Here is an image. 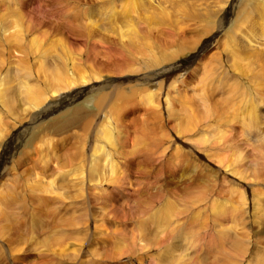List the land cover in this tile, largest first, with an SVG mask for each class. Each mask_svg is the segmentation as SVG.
<instances>
[{"label":"rangeland","instance_id":"obj_1","mask_svg":"<svg viewBox=\"0 0 264 264\" xmlns=\"http://www.w3.org/2000/svg\"><path fill=\"white\" fill-rule=\"evenodd\" d=\"M138 1L141 2V4L140 2L137 3V8L141 13L147 7L148 0ZM261 2L264 4V0H261ZM100 5L102 6V1L99 0H0V19L3 17L1 16L2 14L4 16H9V11L12 9L15 10L16 8L20 14H23L20 17L21 20L24 21V25H27V23L30 25L32 22L33 24H37V22L43 20L44 27L42 26L41 28L49 32L47 35L41 37L40 45L43 46V49L48 48V50L52 51L56 49L55 52L63 51L58 44L60 43V39L65 37L61 40L70 48L71 52H79L80 50L79 53L84 54V52L90 50L92 53L88 55V59L86 58L85 65H90L93 69L101 67L100 75L108 77L110 80H114V82L119 80L123 81L126 77H136L142 74L139 67L135 70H124L126 69L124 66L128 61V57L123 48H120V39L116 36L110 35L112 38L107 36L109 37V39H107L108 42L113 39L114 41H112L115 45L112 41L105 43V41H107L106 38H102L101 40V36L98 37V35L96 36L100 42L94 35H92V37H86L88 32L82 30L84 28V23L88 15L92 20H101V16L100 14L98 15L97 12L99 11ZM262 6L264 5H261V3L259 4L258 0H237L234 5H232V0L166 1L165 8L167 9V15L157 16V18L161 19H157V22L154 24L156 30L154 29L151 32V38L144 40L145 48L157 44L159 47L156 49L159 50L160 48L161 50H159V52H161L165 50L166 47L170 48L171 46L183 45L190 47L191 44L197 46L205 36H208V34L205 35L202 31L199 32V30H202L203 26L207 28V24L201 23L200 25V22L198 23L195 21L196 19H182L180 17V12L182 10L190 12L191 9L194 8L202 18L207 15L209 16L212 22L209 23L208 26V28L210 27L211 29L210 31L218 29V21L220 29L217 32L218 35L216 34L214 36L215 38L202 52H200L194 59V62L190 64L186 70H183L182 76L179 77L177 81L172 82L170 78L167 80L168 84L171 82L170 85H172L173 88L175 86L174 89H171L168 88L167 83L165 84L168 88V94L170 95V111H172L171 109L173 108L175 109L169 112L171 115L173 114L172 117L166 115L163 111H161V114L160 112L157 113L155 110L150 112L148 106L140 105V103L136 101L137 104L134 103L133 106L137 108L132 107L131 109V107L127 105V108L125 107L127 111L119 113L120 116H118L119 118L117 121L119 128H117L121 129L119 130L121 132L120 135L124 133V142H127L122 143V145H124V147L122 146L123 149L118 150L121 152V155L119 154L117 156H120L122 161H125V164L121 163L124 178L121 179L122 185H117L121 190L119 189L115 191L116 193L114 192L115 198H117L115 202L111 204L107 202V204H104L100 202L102 200L97 199L99 202L97 200H91L92 202L89 201L88 206L75 198L71 191H67V195L73 197V199L70 200L64 196H62L63 198L61 196H56L54 198L52 194H47L43 190V186L46 185L47 179L52 176L55 177V184L57 183L55 189L58 183L63 185L64 181L57 175V171H55L57 170L56 167L69 169L71 167V161L69 159H72V156L74 157V154L77 152L85 155L87 146V142H85L86 139L84 140L85 136L82 132L84 130L82 128L68 126L63 130L55 131L49 123L62 119L69 114L72 108L78 106H82V113L86 112L88 116L93 115L90 108L91 104L87 101L90 99L91 93L81 94L71 103H65L51 114L36 119L35 122L33 121L23 133L25 136L22 135L15 139L16 145H14L13 149L6 157L5 162L0 165V197L3 196L0 198V209L2 208L0 210V264H111L115 263L119 258L122 259L124 257L122 255H129L131 250H134V253H141L143 251H139L140 247L138 246V242L137 245L134 242L129 244L130 240L127 242L130 247H127L129 245L124 243L125 246L117 249L118 251H114V247L111 246L112 244L114 245L117 235L122 236L124 233H129L128 235L122 236L124 237L134 233L135 238L136 233L139 231V227H136V224L137 226L140 225L138 221H140L141 224L144 222L148 223L151 228L146 227L149 234L150 232L154 233L152 228L153 225L156 224L152 221L151 213L154 209H158L157 207L161 209V205L163 204L165 206H173L172 208L170 207V213L172 212L171 215L174 214L177 219L184 220L185 217H190V215L193 216L192 213L194 210L195 212L199 209L202 210V205L204 206L206 204V202H201L199 200L200 197H197L204 193L205 187L203 186H210L206 187V192L212 195L213 198L220 201L228 200L222 195L226 196L225 194H227V196L230 197L229 190L230 187H233L235 182L233 177H230L220 170V168L223 167L221 163L224 162L239 164L238 166L244 168L246 172L241 171L242 174L251 179L245 180V182L248 183H246L248 187L247 185H245V187L251 188V192L257 194V197L264 196V147L260 146V144H256L262 139L255 133L256 127L264 128V102L257 104L253 99V95H255L254 92L264 87V80H260L258 78L259 73L257 74V71L259 72L261 68L262 60L264 59V7ZM229 9H233V11L228 15L229 12H226ZM139 12L136 15H138ZM226 15L229 17H225ZM22 17L24 18L22 19ZM118 19L119 18H117V20ZM176 19L178 20L176 23H179L178 25L181 27L179 31L175 23ZM10 21L11 20H7L6 25L10 24ZM54 23L55 31L52 29L54 28ZM168 23H172V25ZM101 25L103 24L101 23ZM135 25L139 28L145 26L136 21ZM32 34L37 37L39 36L37 32ZM127 36H129V34H126V36L122 38L124 42ZM7 38L11 40L9 35ZM88 38L92 41L91 43H89L90 40ZM140 41L143 42V40ZM116 44L118 45L117 48ZM84 46H87L88 49ZM5 48L3 52L0 53V63L2 62L3 64H0L1 74H6L7 72L8 74H13L17 70L21 73L22 70L19 68L20 66L31 65L30 57L33 55L30 49H25L27 52L24 50L23 53H20L19 50L17 54L13 53L12 48L9 51H6ZM98 51H100V53H98ZM140 51L144 50L141 49ZM34 52L37 54L38 51L35 50ZM232 52L236 53V56L240 55L242 58H248L253 55H258L260 58H249V61H241V63L247 64L248 68L251 69V71H247V74H244L243 77L235 66V61H233L235 58ZM93 55L94 57L96 56L94 60L92 59ZM98 55H102L103 57H99ZM106 56L107 58L108 56L111 57L107 59ZM102 58L104 60H102ZM26 59L29 62L25 61ZM97 59L100 62L102 61L101 63H104L99 64ZM20 60L24 62H20ZM108 61H110L111 64L110 62L108 63ZM113 61L114 64H112ZM73 64L74 66L81 65L80 61L76 58H73ZM4 65L7 68L3 67ZM241 68L246 71L245 66ZM41 70H43V73H45L47 77L52 73L50 69H45L44 67H42ZM254 72H256V74H253ZM17 76H19V78L21 77L19 73ZM14 78L15 82L13 84H18L16 75H14ZM41 78L42 75L39 76V81ZM101 79L102 77L96 79V81L100 82ZM126 84L127 82L124 85ZM67 89L68 88L64 87L58 92V95H55L56 100L59 95L62 97L65 93H68ZM199 89L203 92H200ZM15 90L17 91V88H15ZM22 96L23 93L21 96L19 95V97ZM13 100L14 102L10 107L11 112H5L8 116L5 115V113L0 116L2 117L0 124L3 126V134L0 138V153L4 145H6L13 134H15L16 128H18L20 124L26 123V121L29 120L30 114L34 113V111L36 112V110H30L28 112H20L21 115L18 113L22 118V120L19 121L17 117L14 118L15 115L13 113L15 109L17 112L20 110V103L22 102H16L15 97H13ZM183 100H185V103ZM203 100L207 103L209 112L212 113L210 117L206 119H203L205 109L201 103ZM50 101L51 100H47L44 102L46 104ZM181 101L183 103H181ZM180 105L187 107H182L186 110H182V108L179 107ZM11 113L13 115H10ZM193 113L197 116V119L200 118V122L214 120L215 124L220 125L217 127L218 125L216 126L213 124L211 126L212 128H209L210 135L208 136L210 139H214L216 136H222L221 141H215V143H218L217 145L222 142L227 143L226 147L228 150L220 151L218 155L219 164L217 166L212 165V163L208 161H204L201 154L203 153L201 146H197L192 137L193 135L188 132L186 133L183 129L186 118ZM94 116H90L92 119L89 123V129L93 128V132L99 127L98 124L101 121H98L96 119L97 116ZM90 118L87 117L86 119L90 120ZM86 119L81 122V125H83ZM121 120H123V122H121ZM209 124H211V122H209ZM175 125H177V127H175ZM181 126L183 128H181ZM57 127H55V129H57ZM39 129L40 131H38ZM178 130H181V135L178 133ZM222 132H224V134H221ZM90 133H92L91 130L87 131L85 133L86 137H88ZM44 135L46 138H52L49 147L51 151L49 149L45 150L44 147L41 148L44 150L39 151L40 149L37 148L42 139L40 137ZM31 137L32 140H30ZM178 137L179 139H176ZM180 140L185 142L182 144ZM254 141L257 147L252 149L250 145L253 146ZM132 143H136L135 148L137 151L133 152L135 155L129 154L128 152L122 153V150H129ZM171 148H174V150ZM194 149L199 150V156L194 155ZM43 151H48V153H50L48 154L49 158L43 157ZM131 155L134 157L132 158ZM41 159L43 161L50 159L48 160L50 162H47L48 164L46 166L44 165L45 167L42 168L43 164L41 163ZM210 159L212 161V158ZM126 160L129 161L127 162ZM171 160H173V162ZM35 172H39L43 178L35 175ZM252 174H259V176L255 178ZM213 175H215V177ZM65 182L68 183L66 180ZM160 184L162 185L161 187ZM109 190L112 189L110 188ZM219 190L221 191L220 194H218ZM70 192L71 194H69ZM249 195V190L245 188V199L247 201ZM177 196L180 198H177ZM168 198L172 200L170 203V199ZM67 199H69V201ZM174 202L177 204H174ZM101 204L106 205L104 210L103 208H99ZM208 211L209 209H206L205 212L203 210L196 218L190 217L188 224L190 223V232H195L193 235L195 244H187L186 242L181 248L176 250L178 253L181 250L184 251L185 258L193 262L195 257H197V263L195 262V264H212L211 261L213 260L212 257L215 255V250L224 248L225 251H229V245H233V242L237 243V236L239 235L238 239L243 238L240 239L242 242L240 245H244L243 252L242 254L231 253V255L227 257L230 258L229 262L233 264H254L255 262V264H264V215L262 212L259 214L256 209H251V214L249 211L244 214L245 217L242 222L240 218H235L234 221H231L230 214L227 215L228 217L217 215L216 218ZM176 212L179 213L178 217H176L178 214ZM189 212L192 213L190 214ZM103 213L106 220L101 221V219L104 218L102 217ZM77 215L81 216V220L76 219V217L78 218ZM163 215H165V213H163ZM84 216H86V221L84 220ZM113 216L116 217L113 219ZM174 216H172L171 219L174 218ZM113 220L115 222H113ZM102 222V229H100L101 226L98 227V229L93 228L94 223L101 224ZM228 222L231 223L229 224ZM219 225L223 226L220 227ZM133 226L136 228L135 232L131 231ZM144 230L146 231V229H143L142 232L148 235V232L146 231V234ZM158 234L160 233L158 232L156 236L155 233L156 238L161 236V234ZM232 234L235 235V237L232 236ZM25 235H27L28 238ZM151 235H153V238ZM149 236L151 238H146L144 240L155 244L154 234H150ZM81 237L84 239L79 241ZM127 238L129 237H125V239ZM132 243L134 246L131 247ZM175 243H177V245H182L181 240H175ZM128 248H130L129 252ZM121 252L123 253L119 254ZM135 255L136 254L132 256L134 257ZM127 256L125 255V260ZM129 259L132 260L134 258ZM202 260L203 263H200ZM149 261L151 260L148 256L147 261L143 264H153Z\"/></svg>","mask_w":264,"mask_h":264},{"label":"bare ground","instance_id":"obj_2","mask_svg":"<svg viewBox=\"0 0 264 264\" xmlns=\"http://www.w3.org/2000/svg\"><path fill=\"white\" fill-rule=\"evenodd\" d=\"M99 1H102V6L101 5L99 6V11H97V12H98V15L100 14L101 20L100 19H99V21L92 20V18L89 17V15H88V18L86 19V21L84 23V28L82 29L83 31L88 32L86 37H90V36L92 37V35H94V36L98 35V37L101 36V40H102V38H106V40H107L112 35L116 36L117 38L120 39L119 40L120 41V43H119L120 48L121 49L123 48V50L125 51V54L127 53V57H128V61L126 62L125 66H124L126 69H124V70L130 71V69L135 70L137 67H139L140 72L142 71V74L137 75L136 77H131V76L126 77L125 80H123V81L119 80L117 82H114V80H110L108 77H104V76L100 75V73H101L100 68L101 67L98 69H93L90 65L89 66L85 65L86 58L88 57V55H90V53H92V52H90V50H87L86 52H84V54L79 53L80 50H79V52H75V51L71 52L70 48L64 43L63 40H61L62 38H65V37H62L60 39V43L58 44V45H60V47L63 49L64 52L63 51L55 52L56 49L53 51L48 50V48L43 49V46L40 45L41 44V37L45 36L49 33L46 31V29L44 30L41 28L44 25V22H42L43 20L41 22H37V24H33V22H32L30 25L28 23H27V25H24L23 24L24 21H22L21 17H20L23 14H20V12H18V10H16V8H15V10L9 9L10 11H12V12L9 11V16L7 14H6L7 16H4L2 14L1 16H3V17L0 19V47H1L0 53L3 52V50L6 46V48H5L6 51H9L12 48L13 53H17L19 50H20L19 51L20 53L21 52L23 53V51L25 49H30L32 52V55H33L30 57L31 65L30 64L29 65H22L19 67L22 70L21 73L19 72V70L15 71L14 72L15 74L13 73L17 77L16 81L18 84H13L15 82V78H14L13 74H8V72L6 74H1V72H0V116L2 114H4L6 111L9 113L11 112L10 107L12 106V103L14 102L13 97H15L16 102H19V103L22 102V103H20V110L17 112V111H15L16 110L15 109L14 113H13L15 115L14 118L17 117L19 119V121L22 120V118L19 116L18 113L28 112L30 110L31 111L36 110V112L34 111V113L30 114L29 120L26 121V123L20 124V126L18 128H16L17 130H16L15 134H13L12 138L8 141V143L6 145H4V147L0 153V165L5 162L6 157L8 156L10 151L13 149L14 145H16L15 139L19 136L24 135L23 133L26 131L28 126L32 124L33 121L35 122L36 119H39V118H42V117H45V116L51 114L52 112H54L56 109H58L60 106H62L65 103H71L72 101L77 99L81 94L91 93L92 95H91L90 99L87 101L91 104L90 108H91V113L93 115L88 116V114L86 112L82 113V110H81L82 106H80V107L78 106V107L72 108L71 111L69 112V114L66 115L65 117H63L62 119L56 120L53 123L51 121L49 123V124H51L52 128L55 131L56 130L57 131L63 130L65 128H67L68 126L82 128L84 130V131L81 130L83 132V135L85 136L84 140L86 139L85 142H87V144H86L87 146L85 149V152H86L85 155H83L82 153H78L76 151L77 153L74 154V157L72 156V159H69L71 161L70 162L71 167L70 168L68 167L69 169L56 167L57 170H55V171H57V175L59 177H61V180L64 181L63 185L58 183V185L55 189V186L57 183L55 184V181H54L55 177H53V176L47 179L46 185L43 186L41 184L44 187V188L42 187L43 190L47 194H52L54 196V198L56 196H61V197L64 196V197L69 198L71 200V199H73V197H71V195L70 196L67 195V191H71V192H73L72 195L75 198L79 199L81 202H83L84 204H86L88 206H89V204H88L89 201L97 200V199L102 200L100 202H103L104 204L105 203L107 204V202L109 204H111V203L115 202V199L117 200V198H115L116 196H115L114 192L116 190H119V189L121 190V188L117 187V185H122L121 179L124 178V173H122L123 172L122 164H125V161H122L121 157L117 156V155H119V154L121 155V152L118 150L123 149L124 145H122V143H126L127 141L124 142L125 135H124V133L120 135L121 132L119 130H121V129H118L119 127L117 125V121L119 118L118 116H120L119 113L127 111L126 110L127 105H129L128 107H131V109H132V107L137 108V107L133 106L134 103L135 104L140 103V105L148 106V109L150 112L155 110L157 113L160 112V114H161V111H163L164 113H166V115L172 117L173 114L171 115L169 112H172L174 108L171 109L172 111H170L171 101H170V95L168 94V88L174 89L175 86L173 88V86L170 85L171 82H170V84H168L167 80L170 78V81H172V82L177 81L178 78L182 76L183 70H186V68L194 62V59L200 54V52H202L211 43V41L215 38L214 36L216 34L218 35L217 32L220 29V24L218 21V29L215 28L216 29L215 31H210L211 29H210V27L208 28V26H209V23H212L211 19L209 18L208 15L206 17L202 18L200 16V14L196 11V9L192 8L191 11L188 10L190 12H187V10L186 11L182 10L180 12V17L182 19L183 18L189 19V20L190 19H196L195 21L198 23L200 22V25H201V23L207 24V28H204V26H203L202 30H199V32L202 31L205 35L208 34V36L207 37L205 36V38L197 46H195V44H191L190 47L183 46V45L171 46L170 48L166 47L165 50L159 52V50H161V49L160 48H159V50L156 49L157 47H159L157 44H154L153 46L145 48L144 40L147 38H151V36H152L151 32L154 29L156 30V26L154 24L157 22V19H161V18H157V16L167 15V9L165 8L167 0H163V1L162 0H148L147 7L141 13L139 12V10L137 8L138 7L137 3L140 2L138 0H99ZM236 1L237 0H232V5H234L236 3ZM258 2H259V4L261 3V5H264V4H262L261 0H258ZM99 3H101V2H99ZM150 3H152V4H150ZM140 4H141V2H140ZM262 7H264V6H262ZM5 8H8V7H5ZM232 11H233V9H229L226 13L229 12L228 13V15H229L232 13ZM138 12L140 15L139 14L136 15ZM6 13H8V12H6ZM134 13H135V16H134ZM178 13H179V11H178ZM24 15H26V14H24ZM228 15H226L225 17H229ZM24 17H22V19ZM117 18H119V19L117 20ZM213 19H214V17H213ZM7 20H11L10 24H8V25H6ZM26 21H28V20H26ZM135 21L140 22L145 26L139 28V27H137V25H135ZM220 21H223V20H220ZM104 22H105V24H104ZM176 22H178L177 19L175 20V23ZM101 23L103 25H101ZM168 24L172 25V23H168ZM176 24H177V30L179 31L181 29V27H180V25H178L179 23H176ZM53 27L54 28H52V29L55 31V23L53 24ZM57 27H59V26H57ZM205 29H207V30H205ZM178 31H177V33H178ZM34 32H37L39 34V36L38 37L36 35L34 36L32 34ZM126 34H129V36L126 37V41L124 42L122 40V38L125 37ZM155 34H156V31H155ZM8 35H9L11 40H8V38H7ZM26 35H27V39H26ZM107 36H109V37H107ZM98 37L96 38L97 40H98ZM112 40H110V41H112ZM140 40H143V42ZM153 40H154V38H153ZM98 41L100 42V40H98ZM113 41H112V43H113ZM116 41H117V39H116ZM9 42H11V43H9ZM91 42L92 41L90 40L89 43H91ZM106 42H108V40L105 41V43ZM11 44H13V45H11ZM113 44L115 45V43H113ZM178 44H180V43H178ZM84 45H86V44H84ZM94 45H96V44H94ZM87 46H89V45H87ZM87 46L86 47L84 46V47L87 48ZM117 47H118V45L116 44V48ZM136 47H138V48H136ZM1 49H2V51H1ZM141 49H143L144 51H140ZM35 50L38 51L37 54H35V52H34ZM31 52H30V54H31ZM95 52H96V50H95ZM98 53H100V51H98ZM100 56L103 57L102 55H100ZM95 57L93 55L92 59L94 60ZM109 57H111V56H108V58ZM233 57L235 58V59H233V61H235V66H236V68H238L240 75H243V77H244V74H247V71H251V69L248 68L247 64L241 63V61H243V60L249 61V58H260V56H258V55L249 56L248 58H246V57L242 58L240 55L236 56V53H233ZM73 58H76L78 61H80V64L83 66H81V65L74 66ZM106 58H107V56H106ZM23 60H24V58H23ZM23 60H20V62H22ZM102 60H104V59L102 58ZM238 60H239V62H238ZM25 61H27V59ZM105 61H106V59H105ZM111 61H112V59H111ZM27 62H29V61H27ZM101 62L99 61V64L104 63V62L103 63H101ZM109 62L110 61H108V63ZM0 64H2V62ZM110 64H111V62H110ZM112 64H114V61L112 62ZM5 65L3 67H5ZM99 66H101V65H99ZM242 66H245L246 71H244L241 68ZM42 67H44L45 69L51 70L52 73L50 74L49 77H47V75L45 73H43V70H41ZM5 68H7V67H5ZM5 71H6V69H5ZM107 71H110V70H107ZM18 73L21 75L20 78H19V76H17ZM253 74H256V72H254ZM257 74L259 75L258 78L260 80H264V59L262 60L261 68L259 69V72L257 71ZM41 75H42V78L39 81V76H41ZM101 77H102V79L100 80V82L96 81V79L101 78ZM217 81H220V80H217ZM126 82H127V84L124 85ZM166 83L168 84V88L165 85ZM64 87L68 88L67 89L68 93H65V95L63 94L64 96H62V97L59 95V97L56 100L55 95H58V92H60ZM15 88H17V91L15 90ZM201 89H199L200 92H203V91H201ZM22 93H23V96L19 97V95L21 96ZM254 94L255 95H253V99L256 101L257 104H259L260 102H264V87H261V90H256L254 92ZM198 95H199V93H198ZM200 95H202V94H200ZM196 98H197V96H196ZM47 100L48 101L51 100V101L47 102L45 104L44 101H47ZM200 100H202V99H200ZM161 101H162V103H161ZM184 101L185 100H183V102ZM183 102L181 101V103H183ZM201 103H202L203 107L205 108L203 119H206L207 117H210V115L212 113L209 112L208 105L204 100ZM182 105H184V104H182ZM179 107L184 108L185 106L180 105ZM183 108H182V110H186ZM185 108H187V107H185ZM182 110H180V111H182ZM21 113H20V115H21ZM126 113H129V112H126ZM184 113H185V111H184ZM13 114L11 113L10 115H13ZM5 115H7V114L5 113ZM94 115L97 116L96 119L98 121L99 120H101V121L98 124L99 127L96 128V130L93 132L92 131L93 128L89 129L90 128L89 123L91 122V119ZM124 115H125V113H124ZM90 116H92V117L90 118ZM96 116H94V117H96ZM150 116H152V115H150ZM87 117L90 118V120H87L86 119ZM148 117H149V115H148ZM175 117H176V115H175ZM154 118H155V116H154ZM160 118H161V115H160ZM85 119H86V121L83 123V125H81V122ZM174 119H176V118H174ZM1 120H2V117H0V121ZM228 120H229V118H228ZM121 122H123V120H121ZM209 122H211V124H209ZM214 122H215L214 120H210V121H206V122H200V118L197 119V116L193 113L192 115H190L186 118V120L184 122L185 125L183 124L184 128L182 126H181V128H183L186 131V133L187 132L191 133L193 135V136L192 135L191 136L194 138V142H196L197 146H201V150L203 152L201 154H202V158L204 159V161H206V162L208 161L209 163H212V165L217 166L219 164L218 155L220 154V151L228 150V148L226 147L227 146L226 142H222L219 145H217L218 143H215V141H221L222 136H216L214 139L208 138V136L210 135L209 134V131H210L209 128L213 124L216 126L218 125V124H215ZM95 123H96V121H95ZM36 124H38V123H36ZM121 124H123V123H121ZM175 124H177V123H175ZM180 124H181V122H180ZM177 125H179V124H177ZM177 125H175V127H177ZM219 126L220 125H218L217 127H219ZM55 127H57V129H55ZM246 127H247V124H246ZM78 128H77V130H78ZM40 129L38 131H40ZM88 129L91 130L92 133L88 134V137H86L85 133L87 131H89ZM29 130H31V129H29ZM55 131H54V133H55ZM2 132H3V126L0 124V138L2 137V134H3ZM175 132H173V133H175ZM180 132H181V130L180 131L178 130L179 134H180ZM255 133H257L260 136V138L262 139L260 142H258L256 144H260V146L264 147V128L256 127ZM221 134H224V132H222ZM245 136H247V135H245ZM40 138H42V139L40 141L39 146H37V148L40 149L39 151L44 150V149H41L43 147L45 148V150L49 149V147L51 145L50 140H52V138L51 139L46 138L45 135L43 137L41 136ZM20 139H22V138H20ZM176 139H179V137ZM30 140H32V137ZM141 142H143V141H141ZM180 142L183 144L185 141L180 140ZM174 144H176V143H174ZM135 146H136V143H132L131 148L127 151L122 150V153L128 152L129 154L135 155V154H133V152L137 151ZM228 146H229V144H228ZM250 146L252 149L257 147V145H255V141H254L253 146L252 145H250ZM172 147H173V145H172ZM80 148H82V147H80ZM174 148H171V149L174 150ZM157 149H159V148H157ZM166 149H169V148H166ZM49 150L51 151V149H49ZM48 151H45V152L43 151L44 152V155H43L44 158L45 157L49 158L48 154H50V153H48ZM161 152H164V151H161ZM262 152H263V150H262ZM198 154H200L199 150L194 149V155L199 156ZM132 155H131V157L133 158L134 156H132ZM123 156L126 157L125 155H123ZM210 158H212V161ZM48 160H50V159H46L44 161L41 159L42 162L39 161L43 164L42 168L48 164L47 162H50ZM171 161L173 162V160H171ZM191 162H193V161H191ZM177 164H179V163H177ZM221 164L223 167L220 168V170H222V172L226 173L230 177H233L234 182H235L233 184V187H230V190H229L230 197L227 196V194H225L226 196H224V195H222V196L227 198L228 200H223V201L217 200L216 198H213L212 195H210L209 193L206 192V190H207L206 187H210V186H208V185L203 186V187H205L204 193H202L201 195H198L197 197H200L199 200L201 202H206V204L204 206L202 205V208H201L202 210L199 209L196 212H195V210L194 211L192 210L193 213L189 212L190 214L191 213L193 214V216H191L189 214L190 217L196 218L203 210L205 212L206 209H209V211L213 214L214 217H216L217 215L228 217L227 215L230 214V220L231 221H234L235 218H237V219L240 218L241 221L243 222V220H244L243 218L245 217L244 214H246L247 211H249V213H250L251 209L252 210L256 209V211L259 214H260V212H262L264 215V211H263L264 210V196L257 197V194H254L253 192H251L252 191L251 188H247L248 183L245 182V180H251V179H250V177H245L242 174V172H246L244 170V168H241L240 166H238L239 164L238 165L232 164L231 162H224ZM54 167H55V163H54ZM35 175L39 176L40 178H43L39 172H35ZM53 175H54V173H53ZM252 175L255 178L257 176H259V174H252ZM213 176L215 177V175H213ZM65 180L68 183H66ZM245 185H247V187H245ZM161 186L162 185L160 184V187ZM110 188L112 190H109ZM245 188H246V190L248 189L249 193H250V195L248 196L249 197L248 201L245 199ZM68 189H70V190H68ZM157 190H158V188H157ZM217 190H218V188H217ZM65 192H66V194H65ZM71 192L69 194H71ZM220 193H221V191L219 190L218 194H220ZM1 197H3V196H1ZM177 198H180V197L177 196ZM69 199H67V200L69 201ZM168 199H170V198H168ZM181 200H182V197H181ZM170 201H172V200L170 199L169 203H170ZM182 202H183V200H182ZM175 203L176 202H174V204ZM104 204H101V207L99 206V208H101V209L103 208V210H104L105 206H106ZM172 204H173V202H172ZM161 206H162L161 209H160V207H157L158 209H154L153 212L151 211L152 212L151 213L152 221L156 225H153V228H152L154 233L150 232V234H154L155 244H152L153 242L150 243V242H147V240L146 241L144 240L146 238H151L153 236V235H151V237L149 236L150 235L149 231L146 228V227H149V224L146 222L141 224V222L138 221L140 225L137 226V224H136V227L137 228L139 227V231L136 233L135 238H134V233H131L129 236H124V237H122V236L128 235L129 233L128 234L124 233L122 236L117 235V239L115 240L114 245L112 244L111 247H114V251L115 250L118 251L117 249H120L122 246H125V244L129 245V244H131V242H134L137 245V242H138V246L140 247L139 251H143V252L134 253V250L130 251V248H128L129 249L128 252L130 251L129 255L124 254V255H122V256H124L122 259L121 258H119V260L115 259L117 262L114 260L115 263H111V264H143L145 261H147L148 256L150 257V260H151L149 262H152L153 264H195V262L197 263V257H195L194 262H193V261L187 260L185 258V252L184 251L181 250L179 253L176 251L179 248H181L186 242H187V244H190V243L195 244V240L193 239L194 238L193 235L195 232L194 233L190 232V230H191V229H189L190 223L188 224L190 217H185L184 220L177 219V218H175L174 214L171 215L172 212L170 213V210H171L170 207L172 208L173 207L172 205L171 206H169V205L165 206L163 204ZM178 207H180V206H178ZM181 207H184V206H181ZM86 209H87V207H86ZM189 209H191V208H189ZM162 211H163V213H165V215H163ZM173 212H175V211H173ZM176 213H178V212H176ZM178 215H179V213L176 215V217H178ZM77 216H78V218L76 217V219L81 220V216H79V215H77ZM172 216H174V218L171 219ZM102 217H104V213L102 214ZM115 217L116 216H113L112 218L114 219ZM213 219H215V218H213ZM84 220L86 221V216H84ZM104 220H106L105 217L101 219V221H104ZM113 222H115V221L113 220ZM212 222H215V221H212ZM216 224H217V222H216ZM101 225H103V222L101 224L100 223L99 224L94 223L93 228L98 229V227H100ZM222 226H220V227H222ZM100 229H102V226ZM135 229L136 228H134V226H133V229H131V231L135 232ZM143 229H146V231L148 232V235H145L142 232ZM204 229H205V227H204ZM146 231L144 230V232H146ZM147 232H146V234H147ZM158 232L161 234V236H158L156 238L155 233L157 236ZM174 232H176V233H174ZM120 233H122V232H120ZM160 234H158V235H160ZM204 234H206V233H204ZM25 236L27 237V235H25ZM232 236L235 237V235H233V234H232ZM125 237H129V238L125 239ZM238 237H239V235L237 236V243L233 242V245H231V246L229 245V251H225L224 248H220V249L215 250V255H214V257H212L213 260L211 261V263L212 264H233L232 262H229L230 258H227V257H229L231 255V253H235V254L241 253L242 254V252H243V246L244 245H240L242 243L240 241V239H243V238L238 239ZM80 239L81 240H79V241H82L84 238L81 237ZM234 239H236V238H234ZM117 240H121V241H117ZM150 240H153V239H150ZM175 240H181L182 245H177V243H175ZM128 241L130 242L129 244L127 243ZM161 244H162V246H161ZM132 246H134L133 243H132L131 247ZM127 247H130V245ZM135 248H136V246H135ZM126 252H127V250H126ZM122 253L123 252H121L119 254H122ZM134 254H136V255L133 257L132 255H134ZM125 255L126 256L128 255L126 260L124 259V258H126ZM129 258H134V259L130 260ZM200 263H203V260L200 261Z\"/></svg>","mask_w":264,"mask_h":264}]
</instances>
